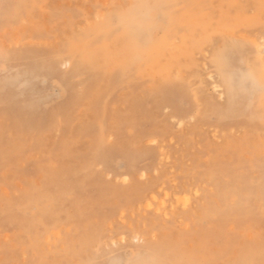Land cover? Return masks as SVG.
Listing matches in <instances>:
<instances>
[{
    "label": "rangeland",
    "instance_id": "374dc122",
    "mask_svg": "<svg viewBox=\"0 0 264 264\" xmlns=\"http://www.w3.org/2000/svg\"><path fill=\"white\" fill-rule=\"evenodd\" d=\"M262 39L264 0H0V264H262Z\"/></svg>",
    "mask_w": 264,
    "mask_h": 264
},
{
    "label": "bare ground",
    "instance_id": "6f19581e",
    "mask_svg": "<svg viewBox=\"0 0 264 264\" xmlns=\"http://www.w3.org/2000/svg\"><path fill=\"white\" fill-rule=\"evenodd\" d=\"M262 38H263V36H262ZM263 41L261 42V46H262V51H264V39H262ZM261 41V40H260ZM260 46V45H259ZM212 79V78H211ZM213 80V79H212ZM215 80V79H214ZM213 80V81H214ZM214 84V83H213ZM214 88L217 90V91H219V94L222 96L223 95V92H222V89H221V86L220 85H216V84H214ZM187 202H188V200L187 199H184L183 200V203L184 204H187Z\"/></svg>",
    "mask_w": 264,
    "mask_h": 264
},
{
    "label": "snow or ice",
    "instance_id": "6c2138e0",
    "mask_svg": "<svg viewBox=\"0 0 264 264\" xmlns=\"http://www.w3.org/2000/svg\"><path fill=\"white\" fill-rule=\"evenodd\" d=\"M261 88H262V90H264V84H261ZM150 264H164V262L152 261V262H150ZM262 264H264V261H262Z\"/></svg>",
    "mask_w": 264,
    "mask_h": 264
}]
</instances>
